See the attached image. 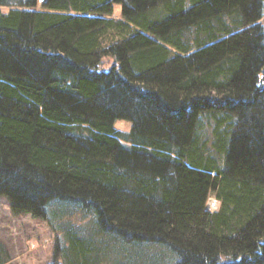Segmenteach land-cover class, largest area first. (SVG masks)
Instances as JSON below:
<instances>
[{
  "label": "trees",
  "instance_id": "16d2710c",
  "mask_svg": "<svg viewBox=\"0 0 264 264\" xmlns=\"http://www.w3.org/2000/svg\"><path fill=\"white\" fill-rule=\"evenodd\" d=\"M263 9L0 0V198L54 261L264 264Z\"/></svg>",
  "mask_w": 264,
  "mask_h": 264
},
{
  "label": "rangeland",
  "instance_id": "374dc122",
  "mask_svg": "<svg viewBox=\"0 0 264 264\" xmlns=\"http://www.w3.org/2000/svg\"><path fill=\"white\" fill-rule=\"evenodd\" d=\"M113 17H120L119 5L114 6ZM261 22L264 25V9ZM110 63V59L106 60L105 66L108 67ZM130 126L131 124L126 121L115 123V128L123 132L129 131ZM206 207L210 211L218 209V202L212 195L208 197ZM58 213L53 214L51 211L48 217L49 221L32 218L29 215L14 216L10 212L7 202L0 198V242L8 252L11 264H61L59 259L54 261L53 252L56 243L61 241L63 244L65 239L52 223L61 224L62 230L68 224L62 225L59 222ZM82 217L74 215L67 220L74 225L83 224L81 228L84 229L90 223L92 226L90 216H85L83 219Z\"/></svg>",
  "mask_w": 264,
  "mask_h": 264
},
{
  "label": "water",
  "instance_id": "95a60500",
  "mask_svg": "<svg viewBox=\"0 0 264 264\" xmlns=\"http://www.w3.org/2000/svg\"><path fill=\"white\" fill-rule=\"evenodd\" d=\"M40 2H42L43 0H39Z\"/></svg>",
  "mask_w": 264,
  "mask_h": 264
}]
</instances>
